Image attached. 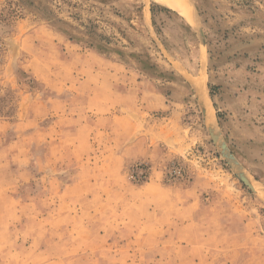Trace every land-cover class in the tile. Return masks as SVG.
<instances>
[{
	"label": "rangeland",
	"instance_id": "374dc122",
	"mask_svg": "<svg viewBox=\"0 0 264 264\" xmlns=\"http://www.w3.org/2000/svg\"><path fill=\"white\" fill-rule=\"evenodd\" d=\"M21 1L0 264H264V0Z\"/></svg>",
	"mask_w": 264,
	"mask_h": 264
},
{
	"label": "bare ground",
	"instance_id": "6f19581e",
	"mask_svg": "<svg viewBox=\"0 0 264 264\" xmlns=\"http://www.w3.org/2000/svg\"><path fill=\"white\" fill-rule=\"evenodd\" d=\"M157 1H159L164 6L170 7L171 9L179 13L185 14L186 17L190 18L187 7H185L184 3L181 0H157ZM198 86H200V84ZM204 110H205L206 120L210 121L209 109H207V107L204 106Z\"/></svg>",
	"mask_w": 264,
	"mask_h": 264
},
{
	"label": "crops",
	"instance_id": "0c3cea01",
	"mask_svg": "<svg viewBox=\"0 0 264 264\" xmlns=\"http://www.w3.org/2000/svg\"><path fill=\"white\" fill-rule=\"evenodd\" d=\"M201 219H198V221H200ZM197 220H196V225L198 224L197 222H198ZM221 230V229H220ZM221 232V231H220ZM256 236H258L257 234H255V235H253V233L252 234H250V237H249V242H248V247L250 248V249H252V247L254 246V241H257L256 240ZM220 237H222V238H224V237H226V238H229L228 240L229 241H231L230 239H232V238H234L235 237V234H233V233H229V234H227L226 233V235H225V232L223 233H221V235H220ZM219 246L217 245V244H215V245H213V249H217ZM222 247H223V244H220V248L222 249ZM220 263H221V261H219ZM205 264H217V263H214L213 261H211L210 263L209 262H205ZM221 264H223V263H221Z\"/></svg>",
	"mask_w": 264,
	"mask_h": 264
},
{
	"label": "trees",
	"instance_id": "16d2710c",
	"mask_svg": "<svg viewBox=\"0 0 264 264\" xmlns=\"http://www.w3.org/2000/svg\"><path fill=\"white\" fill-rule=\"evenodd\" d=\"M18 1V3L20 4V5H22V1L21 0H17ZM20 5H19V7H20ZM23 6V5H22ZM20 9H22V8H20ZM24 9V8H23ZM60 28H58V30H59Z\"/></svg>",
	"mask_w": 264,
	"mask_h": 264
},
{
	"label": "water",
	"instance_id": "95a60500",
	"mask_svg": "<svg viewBox=\"0 0 264 264\" xmlns=\"http://www.w3.org/2000/svg\"><path fill=\"white\" fill-rule=\"evenodd\" d=\"M200 36H201V33H200ZM201 38H202V36H201ZM202 43H203V39H202Z\"/></svg>",
	"mask_w": 264,
	"mask_h": 264
}]
</instances>
